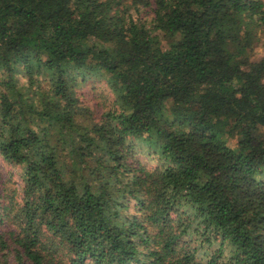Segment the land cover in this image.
<instances>
[{
    "label": "trees",
    "instance_id": "trees-1",
    "mask_svg": "<svg viewBox=\"0 0 264 264\" xmlns=\"http://www.w3.org/2000/svg\"><path fill=\"white\" fill-rule=\"evenodd\" d=\"M262 40L264 0H0V264H264Z\"/></svg>",
    "mask_w": 264,
    "mask_h": 264
},
{
    "label": "rangeland",
    "instance_id": "rangeland-1",
    "mask_svg": "<svg viewBox=\"0 0 264 264\" xmlns=\"http://www.w3.org/2000/svg\"><path fill=\"white\" fill-rule=\"evenodd\" d=\"M142 16V15H141ZM144 18L148 16L146 13H143ZM255 58H261L264 57V41L260 42L259 46L256 47L254 52ZM80 91L85 96V100L90 105H96L105 103L106 101L110 104L113 100V95L111 92H109V89L107 88L106 82L103 79L94 78L90 80L88 83L82 85L80 87ZM141 158L146 161V157L144 155H141ZM0 176L1 179L9 180L12 182H15V184L21 186L22 178H21V168L17 165L11 164L7 161H5L0 156ZM197 244V243H195ZM199 245V244H198ZM199 253L198 255L200 257H207L205 254L206 251H210L212 247H208L206 245L199 246Z\"/></svg>",
    "mask_w": 264,
    "mask_h": 264
}]
</instances>
